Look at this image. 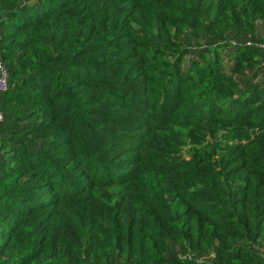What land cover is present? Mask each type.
Segmentation results:
<instances>
[{
	"label": "trees",
	"instance_id": "obj_1",
	"mask_svg": "<svg viewBox=\"0 0 264 264\" xmlns=\"http://www.w3.org/2000/svg\"><path fill=\"white\" fill-rule=\"evenodd\" d=\"M259 42L264 0H0V264H264Z\"/></svg>",
	"mask_w": 264,
	"mask_h": 264
},
{
	"label": "built area",
	"instance_id": "obj_2",
	"mask_svg": "<svg viewBox=\"0 0 264 264\" xmlns=\"http://www.w3.org/2000/svg\"><path fill=\"white\" fill-rule=\"evenodd\" d=\"M246 44L253 43L251 40L245 41ZM257 45L264 50V43L259 42ZM9 71L3 59H0V95L9 87ZM5 116L0 108V127L4 122Z\"/></svg>",
	"mask_w": 264,
	"mask_h": 264
},
{
	"label": "rangeland",
	"instance_id": "obj_3",
	"mask_svg": "<svg viewBox=\"0 0 264 264\" xmlns=\"http://www.w3.org/2000/svg\"><path fill=\"white\" fill-rule=\"evenodd\" d=\"M260 26H261V24H260ZM187 61H188V60H187ZM230 63H231V62H230V59L227 58V56L225 55V64H226V67H227V66L230 67V66H231ZM206 257H207V259H209V258L211 257V255H207ZM206 257H205V258H206Z\"/></svg>",
	"mask_w": 264,
	"mask_h": 264
},
{
	"label": "clouds",
	"instance_id": "obj_4",
	"mask_svg": "<svg viewBox=\"0 0 264 264\" xmlns=\"http://www.w3.org/2000/svg\"><path fill=\"white\" fill-rule=\"evenodd\" d=\"M5 63H6V62H5ZM6 65H7V64H6ZM8 71H9V70H8ZM9 77H10V75H9ZM8 89H9V87H8ZM8 89H7V90H8ZM7 90H5L4 92H6ZM4 92H3V93H4ZM0 108H1V107H0ZM4 116H5V115H4Z\"/></svg>",
	"mask_w": 264,
	"mask_h": 264
}]
</instances>
